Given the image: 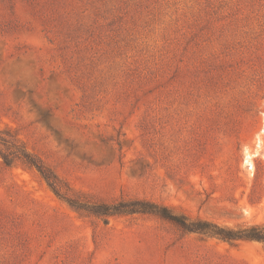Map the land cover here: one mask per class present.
<instances>
[{"label": "rangeland", "instance_id": "rangeland-1", "mask_svg": "<svg viewBox=\"0 0 264 264\" xmlns=\"http://www.w3.org/2000/svg\"><path fill=\"white\" fill-rule=\"evenodd\" d=\"M0 132V264H264L260 242L76 211L13 154L89 204L264 223V0H0Z\"/></svg>", "mask_w": 264, "mask_h": 264}, {"label": "trees", "instance_id": "trees-1", "mask_svg": "<svg viewBox=\"0 0 264 264\" xmlns=\"http://www.w3.org/2000/svg\"><path fill=\"white\" fill-rule=\"evenodd\" d=\"M0 141H3L1 132ZM13 154L27 167L35 169L46 181L54 194L65 200L76 211L101 217L148 214L170 222L184 233H197L208 237H215L228 243L255 241L264 244V223H245L236 226L220 225L206 219H193L185 214H176L166 206L145 199L120 198L110 204H89L78 198L66 197L58 185L56 177L51 175L39 160L25 151L13 152ZM3 162L5 165L11 164L5 155L3 156Z\"/></svg>", "mask_w": 264, "mask_h": 264}, {"label": "bare ground", "instance_id": "bare-ground-1", "mask_svg": "<svg viewBox=\"0 0 264 264\" xmlns=\"http://www.w3.org/2000/svg\"><path fill=\"white\" fill-rule=\"evenodd\" d=\"M253 156V154H251V153H249V152H246L245 153V158H244V160H245V163L246 164H250V158Z\"/></svg>", "mask_w": 264, "mask_h": 264}]
</instances>
